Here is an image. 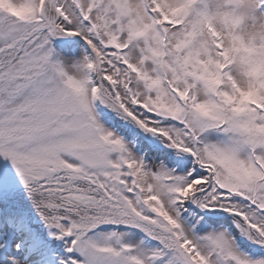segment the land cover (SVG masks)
<instances>
[{"label": "rangeland", "instance_id": "rangeland-1", "mask_svg": "<svg viewBox=\"0 0 264 264\" xmlns=\"http://www.w3.org/2000/svg\"><path fill=\"white\" fill-rule=\"evenodd\" d=\"M8 1L13 7L20 9L23 19L9 18L0 12V47L9 46L31 32H37V34L26 43L18 44L24 45L18 54L10 53V58L0 63V153L5 158L11 156L26 160V163L21 166L13 163L6 168L1 162L0 182L4 181L6 176L17 177L19 174L22 176L26 174L27 177L31 163L40 158L42 160L39 165L48 160L42 166L44 170L48 168V172L60 169L64 161L76 164L75 159L70 156H74L72 153L79 152V146L71 148L70 145H76L77 141L88 145L90 148L86 150V153L100 161V169L102 168L99 170L100 175L104 171L115 175L118 158H125L124 154L127 152L130 157L140 161L141 177L149 176L153 192L161 198L166 212L173 218V222L181 225L182 233L196 246L197 251L208 264H264V255L253 257L240 252L226 228H213L198 218L190 219L191 222H189L175 212L171 201L172 191L174 188L185 187L190 178L188 174L190 165L181 166L172 159L176 166H168L156 157L149 159V155L141 154L140 149H136L131 141L121 139L114 128L98 114L92 105L88 74L89 64L93 62L91 50L81 44L67 48L53 47L50 41L56 45L63 41L56 40L52 36L49 22L56 20L58 23V19L54 16L51 3L45 0L42 10L40 8L38 10L40 0ZM142 2V0H81L86 11L91 13L98 22L104 21L102 16L110 21L111 30L126 46V56L130 57L138 68H144L153 77L159 79L160 70L156 53L160 52V41L157 40L158 34L157 36L154 34L156 29L154 28V32L150 24V16ZM161 2L166 5L165 7L170 10L175 9L180 15L186 17L184 21L189 29H181L178 34V42L183 51L189 55L202 57L206 62L211 63L212 55L202 39L203 35L191 29V26L206 17L221 35L228 52L230 71L238 83L244 88L247 82L255 86L253 69L257 71L258 79L264 82V13L258 0H201L191 7L186 5L188 0H161ZM60 4L72 20L69 28L83 30L84 34H88L86 26L74 13L71 3L60 0ZM171 12L176 15L172 10ZM128 25L134 26V34L124 36L118 33L119 26L123 29ZM137 33L140 35L136 36ZM102 53L105 60L116 57L113 53L108 55L105 50H102ZM106 67V73L111 74L107 62ZM76 86L79 90V93H76L77 97L68 94L73 93ZM134 87L144 101L148 100L145 98L146 93L141 83ZM198 89L199 91H196L198 100L206 107H212L210 95L207 92L204 93L200 84ZM119 90L124 101L127 102L126 88L120 87ZM98 93L104 99L108 109H112L113 97L108 89L100 88ZM135 112L140 114L139 111L135 110ZM154 125L160 126L161 123ZM94 126L108 142H113L114 146L108 148L102 146L97 139ZM165 127L173 131L177 130L170 124ZM206 133L203 135L205 143L203 151H208L206 154L211 155L212 152L222 154L228 158L232 166L238 168L234 161L246 160L245 149L231 137L223 136L219 132ZM10 141L13 145L8 147L6 144ZM62 141L66 142L60 143ZM120 144L124 149L117 157V148ZM7 149L9 150L5 151ZM10 151L13 152L10 153ZM259 156L264 162V151H260ZM4 157L0 156V159ZM109 160L110 163H108ZM53 162L57 164L55 169H51ZM222 170L224 172L225 169L222 168ZM91 177L92 175L78 176L76 173V175L57 180L34 181L33 186L30 187L41 190L42 194L47 191L46 188L89 191L95 194L94 205L89 207L69 205L65 211H56L49 218V221L58 228L61 221L68 220L74 224V228L69 231L72 237L76 238L75 252L77 250L87 252L90 249L88 244L91 243L107 247L111 251L122 244L128 248L124 251L130 252V256L134 259L133 264H178L171 253L167 255L162 249H157L155 243H149L137 235V228L153 236H156V231L160 230L163 235L159 242L164 240L165 243H161L165 244L164 247L176 250L174 241L167 236L170 230L163 223L153 221L149 216L147 219H142L132 214L128 215L127 201L129 200L141 210L134 195L138 185L129 179L124 180L126 184L120 182V185L112 179L109 186L114 187L113 195L106 203L102 195L104 192L90 181ZM124 177H126L125 174ZM9 193L7 189L2 191L0 189L1 196ZM252 216L254 221L261 219L254 214ZM123 219L127 221H122ZM68 224L62 225L64 230H68ZM110 226L121 230L106 229ZM19 228L8 229V234L5 232L8 243L3 255L5 259L1 258V261L4 260V264H21L24 254L30 256L31 264H46L39 238L34 235V232L29 233L27 229ZM16 241L22 248V252H16ZM73 256L77 257V254ZM90 264L104 263L99 260Z\"/></svg>", "mask_w": 264, "mask_h": 264}]
</instances>
